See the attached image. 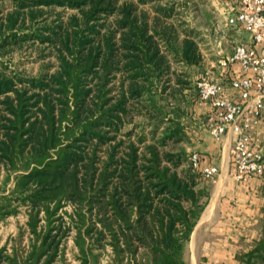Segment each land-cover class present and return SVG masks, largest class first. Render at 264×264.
<instances>
[{"label":"trees","instance_id":"obj_1","mask_svg":"<svg viewBox=\"0 0 264 264\" xmlns=\"http://www.w3.org/2000/svg\"><path fill=\"white\" fill-rule=\"evenodd\" d=\"M179 1L0 0V221L25 214L0 264L64 263L69 237L79 264L106 247L109 264H186L209 194L182 148L200 52ZM26 43L53 69H11ZM236 260L264 264V219Z\"/></svg>","mask_w":264,"mask_h":264},{"label":"crops","instance_id":"obj_2","mask_svg":"<svg viewBox=\"0 0 264 264\" xmlns=\"http://www.w3.org/2000/svg\"><path fill=\"white\" fill-rule=\"evenodd\" d=\"M226 34L232 39L235 46L240 43L251 44L249 34L240 25L227 26ZM234 47L230 52L224 46V50H220V52L224 51L220 60L231 56ZM256 49L257 51L264 49V36L263 41L256 46ZM241 76L239 65L231 63L224 67L220 66L215 79L211 80L228 86L231 80ZM227 94L238 101L236 92L228 90ZM206 104H200L198 107L203 113L207 112ZM251 133L253 136L252 148L261 149L264 156V110L259 123L251 128ZM195 147L199 149L201 168L216 166L219 173L213 190H208L209 197L204 210L184 249V258H190L189 263L186 260L185 262L186 264H238L236 256L239 253L250 251L260 236L261 224L264 219L262 179L255 176L242 182L234 178L230 134L224 136L219 142L211 139L209 144H196ZM213 180L211 178L208 183ZM226 182L228 184L222 190V183ZM212 201L213 203L210 205ZM12 238H7L3 244H0V248L6 245L9 249ZM71 243H69V249H71ZM63 258L64 263L58 257L53 264H76L75 250L73 249L72 253L71 251L70 253L64 252Z\"/></svg>","mask_w":264,"mask_h":264},{"label":"built area","instance_id":"obj_3","mask_svg":"<svg viewBox=\"0 0 264 264\" xmlns=\"http://www.w3.org/2000/svg\"><path fill=\"white\" fill-rule=\"evenodd\" d=\"M235 12L228 19L230 26L240 25L249 34L251 44H237L231 56L220 61L222 67L237 63L242 76L230 81L228 86L208 79L197 83L201 101L213 108L209 120V131L217 141L231 136V161L234 178L247 181L259 177L264 171V156L261 149H253L251 128L256 126L264 110V49L257 51L264 36V0H235ZM237 93L235 101L227 91ZM193 167H197L201 157L197 153L189 156ZM219 173L216 166L201 169L205 180Z\"/></svg>","mask_w":264,"mask_h":264},{"label":"rangeland","instance_id":"obj_4","mask_svg":"<svg viewBox=\"0 0 264 264\" xmlns=\"http://www.w3.org/2000/svg\"><path fill=\"white\" fill-rule=\"evenodd\" d=\"M168 1L172 2L173 0ZM180 1L182 6H179V9L184 20H186L188 27L196 32L194 37H196V40L199 42L200 52L199 65L189 69L191 89L183 92V95L186 97L185 101H181V97L176 95L180 100V105L183 106L185 104L184 108L188 112V115L183 119L187 139L182 144V148H184L186 155L190 156L193 153L200 155L198 151L199 149L195 147L196 144H209L211 139L215 142H219L211 136L209 131V120H211L212 116H207V114L201 112L197 106H192L194 98L198 94L197 83L199 80H214L217 71L220 70V59L224 54V51L220 52V50H224L223 48L225 46L228 48L227 50L230 51L232 50L231 48L235 46L234 43H232V39L226 34V29L227 26H230L228 24V19L235 12L236 2L235 0ZM50 10L54 12H62L64 17L71 13L62 8H52ZM41 54V46L26 43L22 48L7 55L6 58H8V65L11 69H15L30 76H35L47 68L53 69V58L47 56V51L44 52V57H42ZM4 58L5 57H3V59ZM217 175L213 177V182L208 183V180L205 181V188L207 191L213 190ZM227 184V182L224 184L222 183V190ZM24 222L25 214L23 210H21L16 216H10L4 221H0V244H3L7 238L16 237L19 232L18 228L23 226ZM71 241V237L65 240L64 252L70 253L71 251L72 253L73 249L76 251L74 244L73 242L71 243ZM69 243H71V249H69ZM106 251H110V249L106 247ZM106 251H101L98 258L99 264H109V259L106 253L104 254ZM185 260L188 263L190 262L189 257ZM76 264H79L78 261H76Z\"/></svg>","mask_w":264,"mask_h":264},{"label":"bare ground","instance_id":"obj_5","mask_svg":"<svg viewBox=\"0 0 264 264\" xmlns=\"http://www.w3.org/2000/svg\"><path fill=\"white\" fill-rule=\"evenodd\" d=\"M212 203H213V201L211 202V204H210V205H212Z\"/></svg>","mask_w":264,"mask_h":264}]
</instances>
